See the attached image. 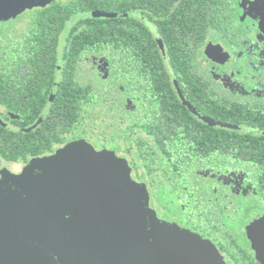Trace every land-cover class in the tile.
<instances>
[{"label":"flooded vegetation","instance_id":"flooded-vegetation-1","mask_svg":"<svg viewBox=\"0 0 264 264\" xmlns=\"http://www.w3.org/2000/svg\"><path fill=\"white\" fill-rule=\"evenodd\" d=\"M77 1L50 0L46 3L45 0H4L3 5L0 3V97H16L24 95L27 91L26 73L17 72L22 68L26 71V64L19 62L20 58L13 56L11 52L12 46L22 40L21 37L17 38L22 32L20 30L19 34L17 33V25L25 22L26 27L37 13L53 6L71 5ZM33 2L39 5L22 9L23 6H27L28 3L33 4ZM40 2H45L46 5L43 6ZM147 5L148 8L118 11L117 13L122 16L115 19H119V26L125 33L130 30L137 33L142 32L136 43L138 46L143 45L151 50H158L162 58L161 66L168 75V86L174 90L179 101L200 122L212 128H223L211 126L196 116L183 101L178 88L181 89L187 101L201 114L216 121L241 127V129H223L264 136V133L242 129L264 130L263 127H259L264 124V0H150ZM18 10L20 12L13 16L12 13ZM93 11L96 10L78 12L64 27L57 49L53 88L44 110L35 123L29 126H18L12 120H19L20 115L16 116L17 114H13L7 105L0 102V117L3 120L0 126L5 132L0 135V140L5 144V152H0V199L8 206L26 202L28 195L25 193V188L38 186L39 183L45 191L31 192L30 196L47 202H39L34 208L46 206L55 210V215L44 219L45 225L33 226V219H23L26 222L24 225L27 242L25 245L28 247L26 252L32 253L33 256L30 264H263L257 257L258 253L253 239H257L256 233L258 232V238L264 240V235L259 232L264 219V198H260L258 202L250 200V198L258 197V194L248 191L247 186L252 183L246 180L256 176V172L246 163L236 170L225 166L215 167L213 163L207 164L200 170L197 169L195 176L200 177V181L206 180L210 186L203 188L200 181L189 180L187 187L184 186L185 192L181 191L180 194L174 192L179 200L176 206L179 209L178 216L168 219L160 215L164 204H159L156 195L154 198L152 195V191L155 190L152 183L156 181L136 178L135 168L130 163V160L135 157L134 145L139 142V135L127 128L131 125L137 126L136 129L140 128L138 117L140 102L145 104L147 99L144 91L138 90L140 84L137 77V60L135 57H128L123 51L120 52L117 78L120 93L127 91L130 99L127 98L128 100L124 101L118 98L116 115L118 118L117 133L120 131V136L116 135L113 138L115 141L108 145L105 140H102L105 139L104 134L94 139L95 132L92 133L89 130L78 136L75 124L72 122L63 133L65 136L63 143L56 144L50 150L29 156L27 159L8 158L7 152L12 140L11 132L21 134L35 132L51 115L64 74V55L69 36L78 21L94 19L91 15ZM81 13H90V16L81 18L72 24L75 16ZM144 33L148 36L145 37ZM177 44L187 48L189 63L192 68L195 66L197 69L198 78L195 79L197 83L205 86L206 90L212 91L213 94L215 93L213 96L215 100L218 101L219 98L232 108L238 104L239 107H246L250 113H257L256 117L262 119V125H259L256 119H249L247 123L225 122L205 114L195 106L186 90L189 83L185 78L181 80V77L185 75L177 72L169 52L170 48ZM121 45H126L124 40H121ZM60 57L61 66L58 62ZM103 58L105 57L100 55L86 56L83 60L87 67L84 70V77L87 75V69L97 75L105 73L107 68L105 59L102 63ZM101 66H103L102 69H100ZM154 68V59H152L151 71ZM129 69L132 70V77L128 73ZM59 74H61L60 81L58 80ZM52 95H54L53 101H51ZM130 100L132 104L129 103ZM128 109L133 113L129 114ZM157 115L160 116L159 113ZM41 117H44L43 121L37 127L27 131ZM254 122L258 125L252 124ZM40 133L43 134L44 129H41ZM81 140L91 144L97 151L112 150L119 157L126 158L132 167L133 180L147 184L151 209L157 212L161 221L194 233L198 239L190 241V246L196 248L176 249V246L183 242L177 241L178 239L170 240L167 248L166 246L157 248L154 228L150 226V223L146 229L148 234L146 241L140 243L136 239L137 234H133L128 238V243L124 244L122 235L118 232V225L108 223V218L102 217L101 212L99 217L86 213L82 222L87 224V233L76 232L74 224L76 219L71 218L70 215L59 216L60 210L65 211L76 207H102V203L98 200L99 196L92 191H99L96 184H93L95 181L92 178L88 179L83 194L71 190V186L63 185L58 179L52 185L45 184L46 179L43 176L46 172L41 169H33L23 174L32 160L48 161L68 144ZM124 149L128 156L120 155V150ZM44 161L43 165H48ZM65 164L56 163V166L62 167ZM191 184L195 185L196 190L190 186ZM171 187L174 191L175 187L173 185ZM82 198L84 201H80ZM240 199L253 202L251 208H254L243 220H240L238 215ZM41 213H47V211L43 210ZM234 224L241 226L242 231L236 232Z\"/></svg>","mask_w":264,"mask_h":264},{"label":"trees","instance_id":"trees-1","mask_svg":"<svg viewBox=\"0 0 264 264\" xmlns=\"http://www.w3.org/2000/svg\"><path fill=\"white\" fill-rule=\"evenodd\" d=\"M149 1L78 0L71 5L53 6L34 14L31 23L29 22L20 36H17L22 40L16 42L11 50L13 56L20 58L19 62L26 64V71L22 68L17 72L26 73L27 91L24 95L16 97H0V102L7 105L13 114L18 117L20 115L19 120L12 121L18 126H29L37 121L44 110L55 80L59 39L64 27L75 14L92 10L118 12L148 8ZM121 29L119 19L115 18L83 19L75 24L65 49L64 74L52 113L35 132H11L8 158L27 159L63 143V133L72 122L78 136L88 130L93 133L95 128H101L96 126L99 120L104 122L110 119L117 129L116 111L113 113L111 109L118 104V98L124 101L130 99L127 91L120 93L117 78L118 61L120 52L123 51L128 57L136 58L140 84L138 90H143L147 99L145 104L140 102V128L127 126L129 131H135V134L139 135V142L135 144L134 156L137 163L133 164L134 168H145L147 172H143V176L148 181L154 180L155 170H160L163 181L156 183L169 188L173 185L174 192L180 194L181 191H186L189 180H201L195 176V172L209 163L215 164V167L225 166L235 170L246 163L256 172V176L246 180L252 183L247 186L248 191L258 194L256 201L254 198L250 200L258 202L260 198H264V136L212 128L200 122L179 101L174 90L169 88L168 75L161 66L162 58L158 50L136 44L138 37L142 35L141 31L137 33L130 30L125 33ZM143 35L148 36L147 33ZM121 40L125 41V46L121 45ZM186 50V47L177 44L172 46L169 52L177 72L185 75L181 80L185 78L189 83L186 90L195 106L205 114L225 122L247 123L249 119H256L255 121L262 125V119L256 117L257 113H250L246 107L236 104L235 108H232L219 98L217 103L213 97L215 93L195 81L198 78L197 69L190 65ZM93 55L105 57L102 63L105 59L106 72L101 71L103 74L100 75L93 72L96 78L102 81L101 86L81 81L80 76L84 73L83 60L86 56ZM152 59L155 68L151 71ZM132 63L131 61V65ZM128 73L132 77V70L129 69ZM84 79L87 80L86 77ZM129 103L132 104V100ZM130 109L127 111L132 114ZM252 124L258 125L256 122ZM259 127L264 128V124ZM106 128L103 129L104 132L108 130ZM110 128L111 126L109 130ZM41 129H44L43 134L40 133ZM3 134L5 132L0 126V135ZM101 134L103 132L97 137ZM115 135L120 136V131L113 136ZM0 152H5L2 140ZM145 178L143 180H146ZM170 189L172 190V187Z\"/></svg>","mask_w":264,"mask_h":264},{"label":"water","instance_id":"water-1","mask_svg":"<svg viewBox=\"0 0 264 264\" xmlns=\"http://www.w3.org/2000/svg\"><path fill=\"white\" fill-rule=\"evenodd\" d=\"M49 1L50 0H45L46 3ZM45 2L40 3L45 6ZM0 3L3 5L4 0H0ZM36 5H39V3H28L27 6H23L22 9H26V7L32 8ZM19 12V10L14 11L12 14L15 16L16 13ZM91 15L94 18H116L122 16V14L117 12L100 10L93 11ZM89 16L90 13L78 14L73 19L72 24L81 18ZM58 62L59 66H61V57ZM60 79L61 74L58 76L59 81ZM57 88L58 87H56V89ZM178 90L185 104L202 121L214 127L219 126L223 128L241 129L239 126L216 121L201 114L191 103H189V101H187L182 94L181 89L178 88ZM53 100L54 95L51 97V101ZM43 118L44 117H41L40 120L27 131L37 127L39 123L43 121ZM0 123H3L1 117ZM242 129L251 132L264 133V130L259 129ZM78 159L82 162V167L79 168L78 172L76 171V173H73L61 169L62 167H64V169L73 167V163ZM43 161L44 160L39 159L32 160L25 168L23 175L30 172V170L41 169L52 179L51 182H46L45 184L52 185L54 184V181L58 179L62 181L63 185L71 186V190H76V192L83 194L85 192V184H87L89 178H92L95 181L93 184H96L99 191L101 190V192L96 190L92 191L96 196H99L98 200L102 203V207H76L75 209L70 208V210L65 211L60 210L59 216L67 217L70 215L71 218L76 219V222L74 223L76 232L80 234L87 233V224L82 222L87 215L86 213L92 214L93 217H99L101 212L102 217L108 218V223L110 222V224L113 223L118 225V232L121 233L124 244L128 243V238L133 234H137L138 238L136 239L139 240L140 243L146 241L148 238L146 218L148 216L153 220L151 222L155 232V243L157 248L161 246H166L167 248V244L170 243V240L174 241L178 239L177 241H193L198 239L196 235L189 230H182L177 225L173 226L161 221L157 212L147 207L149 203L147 202L149 201V192H147L146 189L138 192L132 188V190L129 191L128 187L130 186L128 184L134 183L137 185V182L132 178V167L126 158L119 157L115 151H96L91 144L81 140L68 144L54 157L50 158V160L44 161L48 165L44 166ZM56 163L66 164L62 167H57ZM77 169L78 166L76 167V170ZM118 174H122L123 179H121ZM43 178L46 179L44 176ZM40 183L42 184V182ZM141 186L146 188L147 184L142 183ZM37 191H45L39 183L38 186L33 185L25 188V193L28 195L25 199L27 203H16L8 206L0 199V264H30L32 262V253L28 254L26 252L28 248L25 245L27 243L25 240L24 228L26 222L23 219H33L32 225L37 226V224L45 225L44 219L51 218L55 215V210L52 207L39 206L34 208L35 205L38 206L37 203L39 202H47L43 199L36 200L30 196L31 192ZM80 201H84V198ZM43 210H46L47 213H41ZM27 225L29 226L30 224L28 223ZM207 246L210 247L209 245ZM207 246H205V248H207ZM147 247L145 249H147Z\"/></svg>","mask_w":264,"mask_h":264},{"label":"rangeland","instance_id":"rangeland-1","mask_svg":"<svg viewBox=\"0 0 264 264\" xmlns=\"http://www.w3.org/2000/svg\"><path fill=\"white\" fill-rule=\"evenodd\" d=\"M24 25L25 22L21 23V24H18L17 27H16V30H17V33L19 34V31L20 30H23L24 29ZM86 64H84V70L86 69ZM103 66L100 67V69H102ZM84 74H81V81L83 82H88V83H91L92 85H95V86H101L102 84V81H100L98 78H96L95 74L90 70V69H87V75L85 77H87V80L84 79ZM111 111L113 113H115V111H117V105H114L113 108L111 109ZM117 114V113H116ZM114 123H112L110 121V119H106L104 122H102L101 120L98 121V123L96 124L97 127H101V128H95V136L94 139H96L97 135L102 133L104 134V138L105 139H102L103 141L105 140V142L110 145V143L112 141H115V139L113 140V138L116 136H113L115 133H117V129L115 128V125H112ZM111 126L110 130H109V127ZM108 128V130L106 132L103 131L104 128ZM106 128V129H107ZM128 144H130V142H127ZM128 144H127V147H128ZM135 147V145H134ZM129 148V147H128ZM97 151V150H96ZM120 155H123V156H128V154L126 153V149L124 150H120ZM130 156V155H129ZM132 157V156H131ZM130 157V159H131ZM136 157H134L132 160H130V163L131 164H136L137 163V160L135 159ZM91 165V164H90ZM101 165V164H100ZM78 166V169L76 170V167ZM92 166V165H91ZM158 166V165H157ZM82 167V162L78 159L76 160L74 163H73V167L71 168H68V169H64V167H62L61 169L63 170H68V172H73V173H76V171L78 172L79 171V168ZM159 167V166H158ZM142 169H135L134 172H135V176L136 178L138 179H143L145 178V176H143V172H147V170L143 167H141ZM118 176L123 179L122 177V174H118ZM44 177L46 178V182H51L52 179L49 175H44ZM146 179V178H145ZM153 179L157 182H162L163 181V176H162V172L160 170H155L153 172ZM147 180V179H146ZM135 181V180H134ZM142 183H138L137 182V185H135L134 183H131V184H128L130 187H128L129 191L133 189L137 190L138 192L141 191V190H145L147 192H149L148 187L146 186V188H144V186H141ZM200 184L203 188H205L206 186H210L208 185V182L206 180L204 181H200ZM152 185L154 186V189L152 191V195H153V198L155 197L156 195V200L159 202V204H164V209L160 212V215L163 216V217H166V218H175V216H178V213H179V209L178 207L176 208V206L178 205V202L179 200L176 198L175 194H174V191H172L169 187H164V186H160L156 183H152ZM194 190H196V187L195 185L191 184L190 185ZM193 190V191H194ZM154 200V199H153ZM156 201V202H157ZM149 202L148 203V208H151L150 207V193H149ZM155 202V200H154ZM252 203L253 202H246V201H243L242 199L239 200V204H238V207L240 208L239 212H238V215H239V219L240 220H243L244 217L247 216V214L253 210L254 208H251L252 207ZM147 221H146V229L149 227L148 223H150L152 226V218L150 216H148L147 218ZM263 223L261 225V230L259 231L260 233H262L264 235V219L262 220ZM233 227L235 228V231L238 232V231H242V227L241 226H238L237 224H234ZM180 228V227H179ZM181 229V228H180ZM182 230H185V229H182ZM149 233V232H148ZM256 235L259 237V233L257 232ZM257 239H253L254 241V246L256 248V251H257V257L261 260V262L264 264V240L258 238ZM189 248H192L194 249V246H190V241L188 240H184L180 245H177L176 246V249H189Z\"/></svg>","mask_w":264,"mask_h":264}]
</instances>
